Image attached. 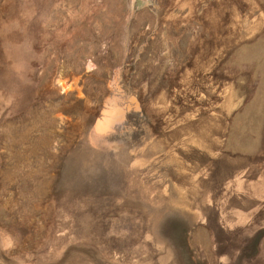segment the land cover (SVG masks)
<instances>
[{
    "label": "rangeland",
    "instance_id": "obj_1",
    "mask_svg": "<svg viewBox=\"0 0 264 264\" xmlns=\"http://www.w3.org/2000/svg\"><path fill=\"white\" fill-rule=\"evenodd\" d=\"M0 264H264V0H0Z\"/></svg>",
    "mask_w": 264,
    "mask_h": 264
}]
</instances>
